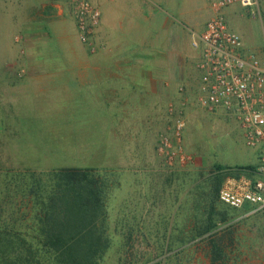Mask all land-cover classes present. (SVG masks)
<instances>
[{
	"label": "rangeland",
	"instance_id": "rangeland-1",
	"mask_svg": "<svg viewBox=\"0 0 264 264\" xmlns=\"http://www.w3.org/2000/svg\"><path fill=\"white\" fill-rule=\"evenodd\" d=\"M17 1L0 0V169L104 168L103 161H113L116 150L109 123L105 125L96 115L97 102L64 93L63 87L56 91L43 79L34 82L32 78H25L17 88L14 87L15 93L7 92L9 86L4 81L3 65L12 64L18 68L17 63L27 54L20 38L18 19L31 8L26 6L28 3ZM263 6L262 1L257 0L256 8L235 5L223 12L227 25L239 36L243 49L261 58L264 57ZM170 17L172 28L183 29L186 36L195 30L192 22L172 14ZM37 47L40 63L64 62L69 52L65 43L55 39H43ZM161 47L165 51L169 48L165 44ZM180 48L185 50L187 46L182 43ZM56 50L61 53V59L55 55ZM194 78L192 85L187 87L185 79L181 82L184 97L188 99L185 107H178L170 112L172 114L168 112L170 128L176 118L184 120L181 143L192 159L185 164L171 165L163 161L155 167L148 185L139 175H121L107 201L112 245L101 264H120L119 260L124 256L139 262L147 261L146 264L158 260H162L161 264H185L188 261L206 264L200 251L173 257L169 255L173 251L161 254L159 246L164 241L159 234L174 224L172 221L177 214L181 218L186 208L187 191L197 178L209 175L215 165L260 164L261 150L245 146L242 129L233 116L222 109L209 112L197 104L198 73L192 76ZM144 186L148 188L144 189ZM245 209L236 210V215H249ZM258 213H264V210ZM130 227L134 230V238L122 248L123 233Z\"/></svg>",
	"mask_w": 264,
	"mask_h": 264
},
{
	"label": "crops",
	"instance_id": "crops-1",
	"mask_svg": "<svg viewBox=\"0 0 264 264\" xmlns=\"http://www.w3.org/2000/svg\"><path fill=\"white\" fill-rule=\"evenodd\" d=\"M20 1L31 8L18 19L27 54L18 68L3 65L7 92L15 93L14 87L25 78L43 79L56 91L63 87L64 93L97 102L96 115L105 125L109 123L116 150L113 161H103V169H116L118 181L121 175L130 174L149 183L155 167L164 161L157 144L159 135L170 129L169 105L176 110L185 107L181 103L188 99L179 91L181 82L185 79L187 87L196 73L199 78V51L192 40L213 14L208 0H92L101 13L92 37L94 52L78 37L68 0ZM170 14L193 23L195 30L188 38L183 29L172 28ZM43 39L65 43L66 61L40 63L36 49ZM182 43L185 50L180 48ZM163 44L169 47L167 51ZM58 51L55 55L61 59Z\"/></svg>",
	"mask_w": 264,
	"mask_h": 264
},
{
	"label": "trees",
	"instance_id": "trees-1",
	"mask_svg": "<svg viewBox=\"0 0 264 264\" xmlns=\"http://www.w3.org/2000/svg\"><path fill=\"white\" fill-rule=\"evenodd\" d=\"M262 11L264 32V6ZM256 167L217 164L197 178L181 218L177 214L159 234L161 254L200 251L206 264H264V213H258L264 209L238 217L239 209L218 199L226 176H252ZM118 179L116 169L95 167L0 169V264H101L112 245L107 201ZM123 238L126 248L134 238L132 227ZM119 262L147 261L124 256Z\"/></svg>",
	"mask_w": 264,
	"mask_h": 264
},
{
	"label": "built area",
	"instance_id": "built-area-1",
	"mask_svg": "<svg viewBox=\"0 0 264 264\" xmlns=\"http://www.w3.org/2000/svg\"><path fill=\"white\" fill-rule=\"evenodd\" d=\"M68 2L80 41L94 52L92 37L100 21V10L92 0ZM208 2L213 14L192 40V46L199 51L196 102L206 111L222 109L233 116L242 129L245 146L261 150L260 164L252 176L228 175L218 191V199L223 204L254 213L264 209V57L243 49L239 36L227 25L223 10L234 5L256 8L257 0ZM179 91L183 92V87ZM174 110V105H169V111ZM184 127V120L178 117L173 120L171 132H162L158 137L157 151L169 165L185 164L192 159L181 143Z\"/></svg>",
	"mask_w": 264,
	"mask_h": 264
}]
</instances>
